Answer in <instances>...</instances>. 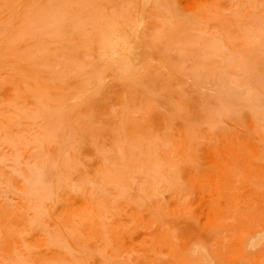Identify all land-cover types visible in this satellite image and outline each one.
<instances>
[{
	"label": "rangeland",
	"instance_id": "rangeland-1",
	"mask_svg": "<svg viewBox=\"0 0 264 264\" xmlns=\"http://www.w3.org/2000/svg\"><path fill=\"white\" fill-rule=\"evenodd\" d=\"M0 264H264V0H0Z\"/></svg>",
	"mask_w": 264,
	"mask_h": 264
}]
</instances>
